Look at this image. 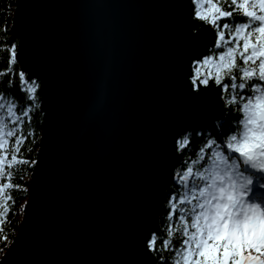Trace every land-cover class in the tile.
<instances>
[{"label":"water","instance_id":"95a60500","mask_svg":"<svg viewBox=\"0 0 264 264\" xmlns=\"http://www.w3.org/2000/svg\"><path fill=\"white\" fill-rule=\"evenodd\" d=\"M214 31L192 0H16L17 63L40 85L43 125L0 264H155L177 141L224 113L213 82H190Z\"/></svg>","mask_w":264,"mask_h":264},{"label":"snow or ice","instance_id":"6c2138e0","mask_svg":"<svg viewBox=\"0 0 264 264\" xmlns=\"http://www.w3.org/2000/svg\"><path fill=\"white\" fill-rule=\"evenodd\" d=\"M192 3L194 18L211 25L214 48L223 51L194 62L191 85L200 92L213 82L224 107L236 116L231 123L217 121V135L195 133L204 137L202 142L188 133L178 139L177 150L191 145L194 158L175 170L177 187L168 197L163 227L151 234L147 247L158 264H264V0ZM4 52L6 58H0L7 66L0 78L8 79H0V233L16 203L12 192L26 190L12 182L17 169L35 163L22 157L21 149L33 135L24 125H31L40 88L16 70L17 46ZM13 88L24 96L23 103Z\"/></svg>","mask_w":264,"mask_h":264},{"label":"trees","instance_id":"16d2710c","mask_svg":"<svg viewBox=\"0 0 264 264\" xmlns=\"http://www.w3.org/2000/svg\"><path fill=\"white\" fill-rule=\"evenodd\" d=\"M15 7H16V0H0V57L2 58H6L7 56V53L4 52V49H6L9 45L12 44H15L16 46L18 45V39L13 38L12 36V22H13ZM226 10H230V9L226 8ZM220 23L223 24L224 21L221 20ZM221 51H223V49L212 48L209 55H212L214 52L219 53ZM2 58H0V69L5 68L7 66L6 59H2ZM237 63H240V61L238 60ZM15 68L17 71H21L18 63L15 65ZM0 79H2L6 83L8 77H2ZM13 79L16 78L14 77ZM16 82L18 83V79L16 80ZM224 83H229V81L225 80ZM4 90L7 91L6 88ZM12 92L17 98V100H19L21 103L24 102V96L20 93L18 88H13ZM37 96H38V92H37ZM38 101H39L38 106L32 114L31 125H28L27 123L24 125L25 131L32 132L33 135L29 138V142L26 143L21 149V156L34 162H36L38 157V148L40 144L42 125H43V116L40 111L39 96H38ZM235 116L236 113L224 107V113L217 121H220L222 123L227 121L228 123H231ZM217 121L203 128L193 129L186 133L192 135L194 142L197 139H199L202 142L204 137L198 138L195 136V133H204L205 137L209 135H217L218 133L214 131ZM26 149H30V151H25ZM178 152L180 155V162L179 165L176 167V169L181 168V170H183L182 169L183 160L189 159L190 157L194 158V152L191 150V145L188 148H185L182 152L181 151ZM34 166L35 163L33 165L20 166L17 169L18 175L14 177L12 181L14 184H20L22 186V189H26V190L12 192V195L15 197L16 203L13 208V212L9 213L8 222L4 225L5 231L3 233H0V235H6L8 238L7 241L0 239V260L1 257L6 252L8 246L14 240L15 235L18 231V227L23 216L25 203L29 196V182L31 179V174L33 172ZM21 176L23 177L22 179H20ZM176 187L177 185L175 184L174 180H172V182L165 188L164 200L162 202L159 218L155 225L153 233L159 234L161 232L167 212L168 197L175 192ZM163 255L167 257L168 253H163ZM153 257L155 264H158V257L156 256V254L153 253Z\"/></svg>","mask_w":264,"mask_h":264},{"label":"bare ground","instance_id":"6f19581e","mask_svg":"<svg viewBox=\"0 0 264 264\" xmlns=\"http://www.w3.org/2000/svg\"><path fill=\"white\" fill-rule=\"evenodd\" d=\"M212 48H214V47H212ZM212 48L210 49V52H211Z\"/></svg>","mask_w":264,"mask_h":264}]
</instances>
